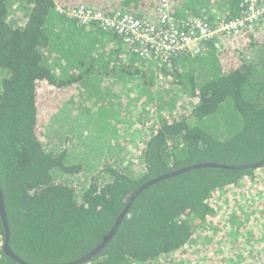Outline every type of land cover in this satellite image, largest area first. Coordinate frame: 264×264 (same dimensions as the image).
<instances>
[{
    "label": "trees",
    "instance_id": "trees-1",
    "mask_svg": "<svg viewBox=\"0 0 264 264\" xmlns=\"http://www.w3.org/2000/svg\"><path fill=\"white\" fill-rule=\"evenodd\" d=\"M169 1L181 21L190 16L208 21L217 16L233 18L245 10L244 0ZM163 3L0 0V183L11 247L28 262L56 264L87 254L108 234L135 191L154 177L198 161L242 165L264 160V16L262 23L244 27L239 35L201 41L195 53L182 52L150 65L131 54L122 38L106 34L94 21L85 25L56 10L57 5L69 10L85 5L153 21ZM159 75L164 77L162 92L177 85L183 100L195 102L184 108L188 106L175 101L176 109L155 104L151 120L146 119L141 161L134 159L142 165L129 172L130 164L137 162L122 154L120 163L104 164L100 175L105 180L90 179L86 185L57 181V173L79 178L86 166L71 158L67 148H46L45 124L50 117L65 102H76L80 92L91 102L88 108L95 110L93 114L114 126L113 112L124 104L105 96L115 90L111 85L117 78L118 84L137 83L128 86L131 93L125 96L134 98L123 111L126 122L133 123L128 114L135 106L131 112L138 117L150 105L160 88ZM166 94L177 96L171 90ZM260 167L264 165L200 168L155 183L139 194L105 249L82 264H166L171 261L167 257L189 259L197 255L188 246L207 224H214L209 239L214 236L217 241L205 243L206 263L247 264L248 259L255 264L260 260V234L248 248L239 237L248 226L240 217L245 218L244 206L243 212L232 214L228 207L222 211L212 198L222 190L254 183ZM3 236L0 218V264H20L4 251ZM218 245L222 252L211 251Z\"/></svg>",
    "mask_w": 264,
    "mask_h": 264
},
{
    "label": "rangeland",
    "instance_id": "rangeland-1",
    "mask_svg": "<svg viewBox=\"0 0 264 264\" xmlns=\"http://www.w3.org/2000/svg\"><path fill=\"white\" fill-rule=\"evenodd\" d=\"M177 1L179 3L180 1L183 2L182 0ZM106 34L114 36L115 32L112 30H106ZM131 54L136 55L133 52H131ZM140 58L144 63L147 62L146 64L153 65L156 63H151L152 60L149 59H145L142 57ZM154 67H156V65H154ZM163 80L164 77L159 75L157 83L158 86L160 85V88L158 89L157 87L155 91L156 93H154L155 97H153V99L149 101L150 105H147L145 107L140 105L141 107H144L143 109H141L142 113L140 116L136 117L137 113L131 112L135 106L132 107L128 116L131 118L130 120L133 121V123L129 121L126 122L125 115L123 113L127 106H129L128 103H131L132 97L134 98V96H130L129 98H127L128 96H125L126 94L131 93V89H129L128 86L130 85L131 87L132 85L137 84L133 82V80L132 82H128L129 84L127 82L118 84V79L115 78L114 81L116 83H113L111 85L113 88H115V90L111 92L108 91V95L105 96L111 102L121 101L124 104L123 106H120L118 108V111L113 112V114L116 115V124L114 126L108 124L105 121H100V119L95 114H93L95 110L91 111L88 108V106H92L91 102H86L82 98V93L80 92L77 95L78 98L76 102H65L62 108L55 112L45 124L44 144L47 149L63 151L64 148H67L69 154L72 156L71 158H77L79 161H82L83 165H85L86 168L85 172H82L79 178L76 177L78 175H76L75 177H71L65 175V173H57V181L73 185H86L88 184L90 179H97V181L99 182V180L102 181L106 179L100 174L104 169V164H106L107 162H111L112 164L120 163L122 161V154L128 156L130 158L129 160H134L135 157L140 160V157L138 156H140V151L143 148L142 143L146 138L143 137L146 136L144 131L149 126V124L146 123V119L148 117L149 120H151L153 115L150 111L155 109V104H164L166 106L172 105L175 107L173 109H176V107H178L177 104H179L181 107L183 103L185 104V106H188L184 108H192L195 102V99H189L186 101L183 100L182 96L178 94L177 85L171 86L167 88L165 92H162ZM169 90H171L172 93H177V96L175 98H172L170 94H166L169 92ZM161 92L165 94L162 95ZM136 96L141 97L139 95ZM154 99L155 103L153 105L152 102L154 101ZM82 101L84 102L83 104L81 103ZM175 101H177L176 106ZM172 113V111H168L165 114L172 115ZM131 157L133 158L131 159ZM134 161L137 163L135 165L130 164L129 172L130 170H136L134 166L142 165L138 163L137 159ZM259 169L257 170L256 174L262 177L261 179L264 182V174ZM261 179H257V182H255L253 185L244 188L237 187L229 191L222 190L217 193L212 198V200L216 204L226 205L228 208H230L232 214L234 212L236 214L241 213L243 212V204L245 202L246 196H248V192H251L255 195V187H261L262 189H264V184L262 185L263 182L259 183ZM230 204L234 206V208H231L229 206ZM246 208H248V204H246ZM223 210L224 209H222V211ZM240 217L245 222L242 214H240ZM212 225L214 224H207V226L203 229L213 230L214 228L212 227ZM209 236L210 235L198 236L192 243L195 247L191 250V252L193 255L197 256L191 255L189 259L184 260L183 258H178L177 256L167 257L171 261L166 262V264H208L206 263L207 258L205 256L209 253V250L204 245L208 241ZM239 237L241 239L240 242H246L245 235ZM203 247H205V249H203ZM200 250H203L204 252H200ZM181 259L184 262H179L182 261ZM246 263L249 264L248 259ZM159 264L164 263L159 262ZM252 264H254V261H252Z\"/></svg>",
    "mask_w": 264,
    "mask_h": 264
},
{
    "label": "built area",
    "instance_id": "built-area-1",
    "mask_svg": "<svg viewBox=\"0 0 264 264\" xmlns=\"http://www.w3.org/2000/svg\"><path fill=\"white\" fill-rule=\"evenodd\" d=\"M163 1L162 7L159 8V17L153 21L121 11L110 14L85 5L71 10L57 5L56 10L66 16L80 19L85 25L94 21L97 26L99 24L101 30L114 31L132 52H138L141 57L156 61L186 51L195 53L199 50V42L204 40H221L239 35L244 27L262 23L264 16V3L259 0H244L245 10L239 16H217L211 21L190 16L187 21H181L175 16L173 2ZM221 206L222 209L227 207L224 204ZM213 234L212 230L203 229L198 232L196 238ZM194 247L190 244L188 249L192 250Z\"/></svg>",
    "mask_w": 264,
    "mask_h": 264
},
{
    "label": "water",
    "instance_id": "water-1",
    "mask_svg": "<svg viewBox=\"0 0 264 264\" xmlns=\"http://www.w3.org/2000/svg\"><path fill=\"white\" fill-rule=\"evenodd\" d=\"M262 165H264V160H261V161L256 162V163L242 164V165L227 164V163H221V162L206 160V161H198V162L190 164L186 167H183V168L171 171V172L164 173V174L159 175L157 177H154V178L148 180L147 182L143 183L135 191V193L131 196V198L129 199V201L125 205V207L120 212L119 216L117 217L115 223L111 227L108 234L91 251H89L87 254H85L84 256H82L76 260L68 261V262H61V263H56V264H82V263L88 261L89 259H91L93 256L99 254L102 250L105 249V247L109 244V242L114 238V236L117 233L121 223L123 222L125 216L129 212L130 208L132 207L133 203L135 202V200L137 199L139 194L141 192H143L145 189H147L148 187L154 185L155 183H157L163 179L169 178V177L174 176V175L182 174V173L194 170V169H200V168L212 167V168H222V169H245V168H249V167H257V166L259 167ZM0 218H1V221L3 224V229H4V236H3L4 237V240H3L4 251L9 256H11L16 261H18L20 264H34V263H30L27 260L23 259L11 247V244H10L11 227H10L9 218H8V214H7V210H6L4 190H3L1 183H0Z\"/></svg>",
    "mask_w": 264,
    "mask_h": 264
},
{
    "label": "crops",
    "instance_id": "crops-1",
    "mask_svg": "<svg viewBox=\"0 0 264 264\" xmlns=\"http://www.w3.org/2000/svg\"><path fill=\"white\" fill-rule=\"evenodd\" d=\"M259 170H261L262 173L264 174V167L260 168ZM261 178L262 177L259 176V180ZM263 184L264 182L262 183V185ZM250 185H253V184H249L247 186H250ZM254 189H255L256 194L254 195L253 193L248 192V196L250 197L251 204L256 201L258 202V206H259L258 214L253 211L252 206H249L248 211L244 212L245 214L244 220H245V223L248 225L245 231V239H246L247 248H248V246H250V243L254 242L255 237L258 236V234H260L259 236L260 244H259V250H258V254H259L258 257L260 260L257 261L255 264H258V263L264 264V205L262 209L260 208L261 204H264V189H262L261 187L260 188L255 187ZM214 250H215L214 252H222V248L220 245H218ZM253 254L257 255L256 253H253ZM250 264H252V262Z\"/></svg>",
    "mask_w": 264,
    "mask_h": 264
},
{
    "label": "clouds",
    "instance_id": "clouds-1",
    "mask_svg": "<svg viewBox=\"0 0 264 264\" xmlns=\"http://www.w3.org/2000/svg\"><path fill=\"white\" fill-rule=\"evenodd\" d=\"M260 168H262V167H260ZM259 169V168H258ZM257 172V171H256ZM257 175V174H256ZM257 179H259V176L257 175ZM257 179H256V181L255 182H257ZM254 182V183H255ZM254 183H252V184H254ZM246 204H248V208H249V206H252L253 207V211L255 212V213H257L258 214V208H259V206H258V202L256 201V202H254V203H252L251 204V202H250V197L249 196H246V198H245V202H244V204H243V206H244V212L245 211H248V208H246ZM231 208H234V206H232L231 204L229 205ZM213 228H215V227H213ZM201 230H203V229H201ZM210 237V236H209ZM209 237H208V241H207V243H209V242H216L215 241V237L213 236V238L212 239H209ZM205 247H207L206 245H204ZM205 247H203L204 249H205ZM208 249V248H207ZM215 249V248H214ZM213 249V251H215Z\"/></svg>",
    "mask_w": 264,
    "mask_h": 264
},
{
    "label": "bare ground",
    "instance_id": "bare-ground-1",
    "mask_svg": "<svg viewBox=\"0 0 264 264\" xmlns=\"http://www.w3.org/2000/svg\"><path fill=\"white\" fill-rule=\"evenodd\" d=\"M134 54H136V55H139V53L138 52H133ZM171 57V56H170ZM143 58V57H142ZM171 59V58H170ZM152 61H156L155 59H152Z\"/></svg>",
    "mask_w": 264,
    "mask_h": 264
}]
</instances>
